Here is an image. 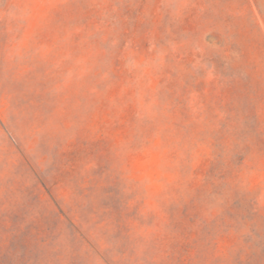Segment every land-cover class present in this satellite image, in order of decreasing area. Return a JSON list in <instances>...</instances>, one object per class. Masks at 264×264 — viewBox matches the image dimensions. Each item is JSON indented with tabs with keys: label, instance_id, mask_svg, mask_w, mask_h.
<instances>
[{
	"label": "rangeland",
	"instance_id": "1",
	"mask_svg": "<svg viewBox=\"0 0 264 264\" xmlns=\"http://www.w3.org/2000/svg\"><path fill=\"white\" fill-rule=\"evenodd\" d=\"M0 264H264V0H0Z\"/></svg>",
	"mask_w": 264,
	"mask_h": 264
}]
</instances>
